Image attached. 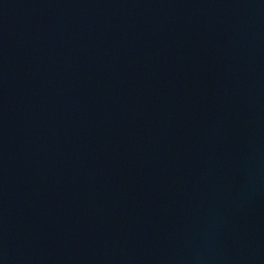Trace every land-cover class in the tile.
<instances>
[{"label": "water", "instance_id": "water-1", "mask_svg": "<svg viewBox=\"0 0 264 264\" xmlns=\"http://www.w3.org/2000/svg\"><path fill=\"white\" fill-rule=\"evenodd\" d=\"M0 264H264V0H7Z\"/></svg>", "mask_w": 264, "mask_h": 264}]
</instances>
